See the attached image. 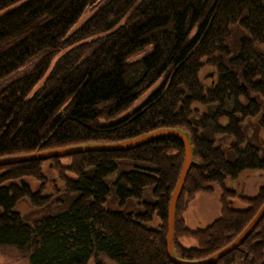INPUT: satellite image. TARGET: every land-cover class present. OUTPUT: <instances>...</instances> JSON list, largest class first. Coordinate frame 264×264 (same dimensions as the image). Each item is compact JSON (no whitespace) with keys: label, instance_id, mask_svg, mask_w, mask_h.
<instances>
[{"label":"trees","instance_id":"16d2710c","mask_svg":"<svg viewBox=\"0 0 264 264\" xmlns=\"http://www.w3.org/2000/svg\"><path fill=\"white\" fill-rule=\"evenodd\" d=\"M10 8L0 17V83L32 68L0 92V158L186 130L196 164L176 207L175 252L199 261L231 244L264 204L263 186L256 197H241L245 209H235L230 201L237 194L226 185L246 171H264L261 149L243 129L261 110L243 85L264 97V0H0V13ZM89 9L93 15L73 31ZM235 26L247 36L227 67L220 55ZM206 64L216 69L210 87L201 81ZM160 81L131 116L101 123L130 110ZM200 106L214 108L195 116ZM258 124L264 129V116ZM219 136L233 139V159L217 144ZM121 162L132 170L122 171ZM183 163L182 144L162 137L125 151L0 166V249L22 252L30 264H174L167 253L168 210ZM50 181L62 183L56 196L48 195ZM215 186L219 219L191 230L183 217L188 204L200 192L215 194ZM22 200L57 211L28 220L16 210ZM185 237L197 247L183 246ZM217 264H264V219Z\"/></svg>","mask_w":264,"mask_h":264},{"label":"rangeland","instance_id":"374dc122","mask_svg":"<svg viewBox=\"0 0 264 264\" xmlns=\"http://www.w3.org/2000/svg\"><path fill=\"white\" fill-rule=\"evenodd\" d=\"M13 8H10L6 11L1 12L0 17ZM93 13H94L93 10L91 9L87 10L84 16L79 21V23L73 29V31H76L77 29H79L93 15ZM246 36H247V33L244 30H242L240 27L235 26L232 28V35L227 45L228 50L226 53L220 55L224 64L227 67H230L231 65L230 61L233 58H235L237 55H239L241 51V40ZM260 50L264 54V47H261ZM150 52H151V49L148 48L145 52L133 58V60L135 61V60L141 59ZM31 68H32V65L26 66L23 69H21L18 73L12 75L7 80L2 81L0 83V92L11 81L29 72ZM241 70L242 69L238 68L237 72H240ZM215 71L216 69L213 66L209 64L205 65L201 73V81L203 85H205L206 87H210L213 85V83L215 82L217 78ZM43 83H44V79L40 82L37 88L31 93L30 97H32L34 93L39 88L42 87ZM161 85H162V81L157 83L150 91H148L143 96H141L130 110L120 115L117 119H114L109 122L102 120L101 123L104 125L113 124L115 122L121 121L131 116L134 112L140 109V107H142L150 99V97L161 87ZM243 89L249 92L250 99L255 101L261 109L257 117L249 118L245 120V122L243 123V129L246 133L247 141L258 146L261 149V152H262L261 155L264 157V129H262L258 124L259 120L264 116V97H262L259 93L249 91L246 85H243ZM240 100L243 102V104L245 105L247 104V101L244 98H241ZM232 106H233V103L229 102L228 108L232 109ZM213 108L214 107L200 106L198 107L197 114H195V116H199L200 114L210 112L213 110ZM221 123L222 124L226 123V120L225 119L221 120ZM216 141H217V144L225 150L228 158L233 159L234 156H233L232 148L235 145L232 142L233 139L228 136H219L216 138ZM63 163H69V162L64 161ZM132 167L133 166L129 162L120 163V169L122 171H130L132 170ZM25 182L31 186L33 191H37L40 187V184L36 183L33 180L25 179ZM52 183L53 182L51 181L48 183L49 185H48L47 192H48V195L50 196L51 195L56 196L62 190L61 188L62 183L57 181L56 183H54L55 186L52 185ZM226 185L230 190H233L237 194L236 198H234L235 200L230 201L232 204V207H234L235 209H245L246 205L242 204L241 197L244 196L248 198H253L257 196L259 189L264 186V171H261V170L260 171L259 170L246 171L237 180H234V181L227 180ZM150 192H151L150 189L147 190V192L145 193V198L146 200L151 201L152 197L150 196ZM215 192L216 193L213 195L200 192L195 196V199L188 204L187 210L183 215L184 220L186 222V226L188 228H190L193 231L197 229L203 230V229H206L208 226H210L213 222L219 219L220 217L219 213L221 212V203H220L221 189L220 187L215 186ZM110 207L113 209H118L117 204H111ZM134 209L135 207L131 205L126 208V211H132ZM16 210L20 212L26 219L33 220V219L43 216L46 213L57 211V207L54 205H50L48 206L47 209L46 208L39 209L33 206L28 200H22L19 203ZM156 224H158V222H156ZM181 242L186 248H189V249L196 248L198 245L197 241L190 237L182 238ZM0 264H30V263H29V258L24 253L19 252L10 247H5V248L0 249ZM90 264H94V263L91 262ZM105 264H115V263L109 259H105Z\"/></svg>","mask_w":264,"mask_h":264},{"label":"water","instance_id":"95a60500","mask_svg":"<svg viewBox=\"0 0 264 264\" xmlns=\"http://www.w3.org/2000/svg\"><path fill=\"white\" fill-rule=\"evenodd\" d=\"M172 137L177 139L184 148V163L182 171L177 182V185L171 195L170 205L168 210V235L166 238L167 253L170 260L174 264H217L222 258L238 250L244 242L255 232L261 221L264 219V205L261 207L257 215L252 219L243 232L227 247L216 252L207 259L201 261H186L179 258L174 248L175 236V214L178 200L183 192L187 176L193 165L196 164L194 160V151L191 142V137L188 132L183 129H160L151 133L143 134L137 138L127 141L110 143V144H85L79 146H71L63 149L35 152L31 154H23L18 156H8L0 158V166H9L13 164L36 161V160H50L52 158H62L75 154H83L87 152H119L130 150L147 143H150L158 138Z\"/></svg>","mask_w":264,"mask_h":264},{"label":"crops","instance_id":"0c3cea01","mask_svg":"<svg viewBox=\"0 0 264 264\" xmlns=\"http://www.w3.org/2000/svg\"><path fill=\"white\" fill-rule=\"evenodd\" d=\"M220 214V213H219ZM180 243L182 244L181 240H180ZM183 245V244H182ZM184 246V245H183Z\"/></svg>","mask_w":264,"mask_h":264}]
</instances>
